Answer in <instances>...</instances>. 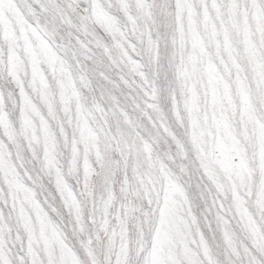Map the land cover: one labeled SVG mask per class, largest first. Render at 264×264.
<instances>
[{"label": "snow or ice", "instance_id": "snow-or-ice-1", "mask_svg": "<svg viewBox=\"0 0 264 264\" xmlns=\"http://www.w3.org/2000/svg\"><path fill=\"white\" fill-rule=\"evenodd\" d=\"M0 264H264V0H0Z\"/></svg>", "mask_w": 264, "mask_h": 264}]
</instances>
